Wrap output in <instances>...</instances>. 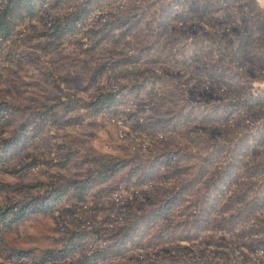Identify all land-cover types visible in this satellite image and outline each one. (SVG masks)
Segmentation results:
<instances>
[{"label": "rangeland", "instance_id": "1", "mask_svg": "<svg viewBox=\"0 0 264 264\" xmlns=\"http://www.w3.org/2000/svg\"><path fill=\"white\" fill-rule=\"evenodd\" d=\"M0 264H264V3L0 0Z\"/></svg>", "mask_w": 264, "mask_h": 264}, {"label": "clouds", "instance_id": "2", "mask_svg": "<svg viewBox=\"0 0 264 264\" xmlns=\"http://www.w3.org/2000/svg\"><path fill=\"white\" fill-rule=\"evenodd\" d=\"M261 3H264V0H261Z\"/></svg>", "mask_w": 264, "mask_h": 264}, {"label": "trees", "instance_id": "3", "mask_svg": "<svg viewBox=\"0 0 264 264\" xmlns=\"http://www.w3.org/2000/svg\"><path fill=\"white\" fill-rule=\"evenodd\" d=\"M39 209H42V208H39ZM21 215H23V213Z\"/></svg>", "mask_w": 264, "mask_h": 264}]
</instances>
